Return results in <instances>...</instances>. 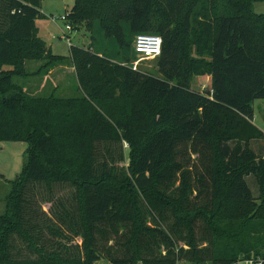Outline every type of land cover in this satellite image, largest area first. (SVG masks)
Wrapping results in <instances>:
<instances>
[{"label":"trees","instance_id":"1","mask_svg":"<svg viewBox=\"0 0 264 264\" xmlns=\"http://www.w3.org/2000/svg\"><path fill=\"white\" fill-rule=\"evenodd\" d=\"M42 1L0 0V142L29 145L0 214V264H264V234L250 226L264 221V158L250 147L264 138L254 124L264 99L254 4L264 0H75L68 22L94 20L91 46L70 48L76 98L32 96L15 81L30 59H66L38 35ZM141 33L163 39L160 75L133 69ZM204 74L210 85L194 89ZM124 142L128 168L110 149ZM41 184L76 188L48 224L51 240L27 224L28 190Z\"/></svg>","mask_w":264,"mask_h":264},{"label":"rangeland","instance_id":"2","mask_svg":"<svg viewBox=\"0 0 264 264\" xmlns=\"http://www.w3.org/2000/svg\"><path fill=\"white\" fill-rule=\"evenodd\" d=\"M75 4V0H43L41 12L45 14L37 20L41 27V37L50 46L54 54L70 56L71 45L91 46L92 36L94 33V20H87L76 26L73 24V30H67L66 22L59 19L67 15ZM256 13L264 14V1L254 4ZM107 11H100V16H104ZM110 30V29H109ZM71 38V42L68 41ZM133 48V44H132ZM209 58V57H207ZM136 59V58H135ZM138 59V57H137ZM136 59V60H137ZM134 60V59H133ZM135 60V61H136ZM6 66L5 69H11ZM73 62L67 59H30L26 63V75L18 77L15 81L21 85L30 95L37 97L58 96L62 98H76L83 95L81 91L76 72L72 69ZM138 70L145 74L160 75L157 68V58L142 60L138 64ZM210 76L208 74L194 76L192 87L198 90H205L210 85ZM105 112L117 114L119 110L113 106L101 105ZM255 122L258 127L264 130V99H256L254 102ZM29 145L26 142L1 141L0 142V214H4L7 209L8 198L12 193V182L18 179L24 172L26 163V153ZM111 147V148H110ZM103 145L100 153L103 154L108 148L114 149L116 157L124 152V161L119 163L120 166L129 167L131 163V148L128 142L122 145L112 144ZM250 147L264 158V138L250 142ZM250 187L252 188L254 198L258 199L260 187L258 180L253 176H247ZM76 188L69 184L54 185L50 190L45 184L37 185L28 190L30 204H27L26 218L29 227L33 228L38 224L42 238L51 240V234L47 227L49 223L58 222L55 216V210L60 208L59 202L72 206ZM64 212L63 208L59 209ZM250 220V219H248ZM241 222V221H240ZM251 228L255 227L258 233L264 234V221L251 219ZM60 224V223H59ZM238 225H236V228ZM248 230V229H247ZM15 237V236H14ZM82 237L77 236L72 244H81ZM16 246L15 251L21 254H28L26 245L16 236L14 239ZM48 248H51L48 244ZM96 264H111L107 260H100ZM179 264H188L180 262ZM190 264V263H189Z\"/></svg>","mask_w":264,"mask_h":264},{"label":"built area","instance_id":"3","mask_svg":"<svg viewBox=\"0 0 264 264\" xmlns=\"http://www.w3.org/2000/svg\"><path fill=\"white\" fill-rule=\"evenodd\" d=\"M59 19L66 22L67 30H73L71 23L68 22L67 15L61 16ZM68 41L71 38L68 37ZM138 59L133 62V69L138 70V64L142 60L157 58L162 54L163 39L160 35L151 33H141L135 37L133 43ZM238 264H255L253 259L244 260Z\"/></svg>","mask_w":264,"mask_h":264},{"label":"crops","instance_id":"4","mask_svg":"<svg viewBox=\"0 0 264 264\" xmlns=\"http://www.w3.org/2000/svg\"><path fill=\"white\" fill-rule=\"evenodd\" d=\"M42 16H45V14H44L43 12H42ZM37 26H38V28H39V34H38V35H39L40 38H42L41 35H40V34L42 33V29H41V27H40L38 24H37ZM42 39H43V38H42ZM43 40H44V39H43ZM44 41H45V40H44ZM71 41H72V40H71ZM71 41H70V42H71ZM45 42H46V41H45ZM46 44H47V43H46ZM47 46L50 48V46H49L48 44H47ZM50 49H51V48H50ZM58 55H59V54H58ZM66 59H67V60H71V58H70L69 56H67ZM71 61H72V60H71ZM72 69L76 72L74 66H73ZM209 79H211V78H209ZM209 81H210V80H209ZM254 124H256V122H255V116H254ZM256 125H257V124H256ZM259 128H260V127H259ZM260 129H261V128H260ZM261 130L264 132L263 129H261ZM181 263H182V262H181ZM186 263H187V262H186ZM188 264H189V263H188Z\"/></svg>","mask_w":264,"mask_h":264},{"label":"water","instance_id":"5","mask_svg":"<svg viewBox=\"0 0 264 264\" xmlns=\"http://www.w3.org/2000/svg\"><path fill=\"white\" fill-rule=\"evenodd\" d=\"M202 264H208V262H204V263H202Z\"/></svg>","mask_w":264,"mask_h":264}]
</instances>
